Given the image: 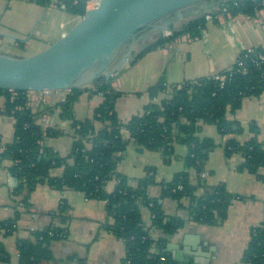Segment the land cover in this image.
<instances>
[{"label":"crops","instance_id":"0c3cea01","mask_svg":"<svg viewBox=\"0 0 264 264\" xmlns=\"http://www.w3.org/2000/svg\"><path fill=\"white\" fill-rule=\"evenodd\" d=\"M59 2L50 0L47 6H43L32 0H0V51L26 50L25 55H28L58 39L80 17L61 8ZM220 6L221 3L216 0L209 5L210 9L204 10L198 6L187 8L181 12L180 20L169 25L170 30L179 31L183 23L211 13V19L204 17L205 26L198 36L179 35L162 46L146 51L136 60L140 52L164 36L161 31L155 32L150 39L143 38L134 45L131 58L118 67L111 81V85L122 92L115 102L120 120L126 121L142 111L151 101L146 88L159 79L166 84H177L220 73L235 61L242 49L264 47V29L260 23L246 18L244 13L223 12ZM24 8L29 9V13L17 16L20 20L11 17L16 13L14 11ZM50 9L58 11L50 13ZM64 94L65 91H55L51 102L40 106V113L36 117V122L42 127L60 130V134L44 139L45 145L60 156L70 152L73 140L70 121L61 117L58 105ZM165 94L152 100L159 101ZM29 96L31 98V94ZM5 101V96L0 95V109ZM100 101L98 95L83 91L72 105L73 117L78 120L91 117ZM32 106L36 107L34 104ZM227 117L241 125L239 133L221 134L216 125L203 122L199 124L198 132L199 137H210L216 144L209 153L203 182L207 186L223 185L232 195L224 220L216 225L199 224L190 218L186 208L189 203L187 198L181 200V207L171 197L161 199L164 213L169 217H181L185 224L171 235L152 231L155 240L152 251H165L175 264H243L241 257L251 229L264 222V180L240 168L244 161L241 153L226 155L224 150V143L229 138L245 142L252 137L248 127L251 122L258 126L257 139L264 142V91L255 97H244L240 108L228 112ZM95 126L100 127V123L95 122ZM13 132L14 119L0 115L3 144L12 140ZM186 152L185 145L175 143L173 153L164 157L158 151L138 150L129 142L116 169L135 179L145 176L147 168L151 167L155 181H169L174 174L185 169ZM9 165L10 161L0 165V220L14 217L15 206L20 205L12 196L16 180L8 172ZM62 172L63 166H58L50 170V175L58 177ZM189 179L193 185H197L198 178L192 169L189 170ZM114 186L115 181L111 179L106 182L105 189L111 192ZM203 191V187L198 186L195 194L201 195ZM149 193L159 196L160 186L151 185ZM62 202L69 207L66 232L51 242L52 257L41 264H124V242L105 227L111 222L105 201L86 198L81 191L68 188L59 190L46 183L36 185L30 196L29 209L17 217L12 232L0 229V243L10 255L9 262L3 264H18L17 245L20 239H32L34 231L62 225L57 216ZM141 217L146 227L151 225V214L147 207H142Z\"/></svg>","mask_w":264,"mask_h":264},{"label":"trees","instance_id":"16d2710c","mask_svg":"<svg viewBox=\"0 0 264 264\" xmlns=\"http://www.w3.org/2000/svg\"><path fill=\"white\" fill-rule=\"evenodd\" d=\"M32 1L43 6L50 2ZM60 1L65 4V10L73 15L82 16L85 13L87 0ZM225 3L232 14L253 13V2ZM204 26V16L192 20L181 30L172 31L171 36L160 37L134 60L179 35L198 36ZM256 50L264 52L263 47L258 46ZM240 56H243V51ZM242 59L246 72L233 73L225 79L222 87L213 75L197 78L195 82L186 80L179 87L159 79L146 88L151 101L140 113L126 121L120 120L116 113L115 102L122 92L111 85L113 76L108 81L100 76L90 86L65 91L64 100L58 105L61 117L70 121L73 139L70 152L65 156H60L44 143V139L60 134L58 128H44L36 122L40 106L44 105H29L28 91L0 89V95L6 99L0 115L14 119L12 140L3 144L0 136V165L10 161L7 169L16 180L12 196L20 204L15 206L14 217L0 220V229L11 233L17 217L29 209L30 196L36 185L46 183L59 190L81 191L86 198L105 201L106 212L111 218L105 227L124 242V264H175L165 251H152L155 242L152 231L171 235L185 224L181 217H169L164 213L162 198L171 197L180 207L181 200L187 198L189 203L186 208L190 218L199 224L216 225L226 217L232 195L223 185L207 186L199 177L205 171L209 153L216 144L210 137H199L198 132L201 122L216 125L221 134L241 131V125L228 119L227 113L240 108L244 97H255L264 91V64L254 65L249 58ZM83 91L100 94L101 101L91 117L78 120L73 117L72 105ZM162 93L166 94L159 101L152 100ZM95 122H99L100 127H96ZM248 127L252 137L245 142L229 138L224 143L225 154L241 153L244 161L240 168L264 180V142L257 139L259 131L255 123L251 122ZM129 142L138 150L158 151L164 157L173 153L175 143L183 144L187 148L185 169L174 174L169 181H155L151 167L147 168L143 177H127L117 171L116 165ZM58 166H63L62 174L51 176L50 170ZM190 169L196 173L197 185L190 182ZM111 179H114L115 186L107 192L105 185ZM155 184L161 188L159 196L149 193V187ZM198 186L204 189L201 195L195 194ZM142 207H147L151 214V225L148 227L142 221ZM68 208L65 202L59 205L57 216L61 226H48L32 232V239L18 241V264H41L51 259L50 244L66 232ZM9 260V253L0 243V264ZM241 261L243 264H264V222L251 229Z\"/></svg>","mask_w":264,"mask_h":264},{"label":"water","instance_id":"95a60500","mask_svg":"<svg viewBox=\"0 0 264 264\" xmlns=\"http://www.w3.org/2000/svg\"><path fill=\"white\" fill-rule=\"evenodd\" d=\"M214 1L97 0L46 48L24 56L0 51V89L68 91L90 86L100 76L108 81L131 58L139 40L170 30L183 10L193 6L210 9Z\"/></svg>","mask_w":264,"mask_h":264},{"label":"built area","instance_id":"2783aa9c","mask_svg":"<svg viewBox=\"0 0 264 264\" xmlns=\"http://www.w3.org/2000/svg\"><path fill=\"white\" fill-rule=\"evenodd\" d=\"M233 5H237V4H241L244 2H253L254 6H253V13L251 15L246 14V18L248 19H253L254 21H257L258 23L261 24V26L264 29V0H229ZM227 1V2H229ZM97 2V0H87L86 2V7H90L93 4L95 5V3ZM59 6L63 9H65V4L60 1L59 2ZM221 10L223 12H229L228 11V7L226 6V3H221L220 6ZM206 20H209L212 18V14L211 13H206L204 15ZM161 35H163L164 37H169L172 35V30H162L161 31ZM188 36V35H186ZM264 48V47H263ZM243 51V56H240V53H242ZM242 58H249L250 61L254 64V65H261L264 64V52L258 51L256 50V47L254 46H250V47H246L244 49H242L238 56L236 57L235 61L229 66L227 67L225 70L227 71L226 73H216L213 74L215 79L219 80V85L220 87L223 86L225 79H227V77H230L233 73L238 72V73H245L246 72V67H245V62ZM235 64L236 66L232 67V65ZM196 79H193L192 81L195 82ZM183 82L174 84V86L179 87ZM55 91H43V92H29V94H31V98L29 96V105H33L37 106V105H46L49 102H51L52 99V95ZM94 95H98L101 98L100 94H94ZM64 100V96H62L59 101H63ZM33 107V106H32ZM205 176L204 171L201 172L199 174L200 178H203ZM164 257L162 256L161 259H163Z\"/></svg>","mask_w":264,"mask_h":264},{"label":"rangeland","instance_id":"374dc122","mask_svg":"<svg viewBox=\"0 0 264 264\" xmlns=\"http://www.w3.org/2000/svg\"><path fill=\"white\" fill-rule=\"evenodd\" d=\"M94 5V4H93ZM56 11H58V10H49V12L50 13H56ZM14 12H16V13H14L13 15H11V17L12 18H17V16H23V14H27V13H29V9H27V8H24V9H18L17 11H14ZM19 12V13H18ZM18 19V18H17ZM18 20H20V19H18ZM15 28V30H18L19 31V29H17V27H14ZM6 52V54H9V55H13V56H24L26 53H27V51L26 50H22V51H15V50H8V51H5ZM24 53V54H23ZM116 71L114 72V74L112 75L113 77H115L116 76ZM114 78H112V80H113ZM131 143V142H130Z\"/></svg>","mask_w":264,"mask_h":264}]
</instances>
